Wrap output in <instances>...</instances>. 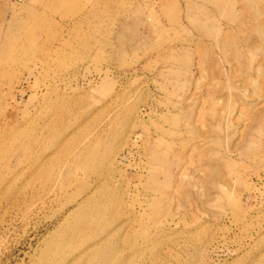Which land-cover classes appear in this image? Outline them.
<instances>
[{
	"label": "rangeland",
	"instance_id": "rangeland-1",
	"mask_svg": "<svg viewBox=\"0 0 264 264\" xmlns=\"http://www.w3.org/2000/svg\"><path fill=\"white\" fill-rule=\"evenodd\" d=\"M0 264H264V0H0Z\"/></svg>",
	"mask_w": 264,
	"mask_h": 264
},
{
	"label": "bare ground",
	"instance_id": "bare-ground-1",
	"mask_svg": "<svg viewBox=\"0 0 264 264\" xmlns=\"http://www.w3.org/2000/svg\"><path fill=\"white\" fill-rule=\"evenodd\" d=\"M91 192H92V191H90V192L87 194V197H86V199H85L84 201L78 203L80 207L83 206L84 203H86L85 201H87V200L90 201V200H91V196H90ZM94 195H95V192H94ZM94 195H93V198H94ZM87 202H88V201H87ZM78 223H79V224H81V223L83 224L84 221H82V219H81V220L78 221ZM86 227H91V225H86ZM94 242H96V241H94ZM93 244H94V243H93ZM101 258H102V257H101ZM103 258H104V256H103ZM105 258H107V257L105 256Z\"/></svg>",
	"mask_w": 264,
	"mask_h": 264
}]
</instances>
